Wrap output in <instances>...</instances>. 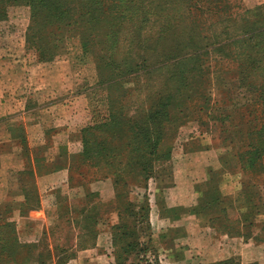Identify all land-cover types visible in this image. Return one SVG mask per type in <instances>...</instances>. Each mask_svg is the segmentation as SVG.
Listing matches in <instances>:
<instances>
[{
	"label": "rangeland",
	"instance_id": "rangeland-1",
	"mask_svg": "<svg viewBox=\"0 0 264 264\" xmlns=\"http://www.w3.org/2000/svg\"><path fill=\"white\" fill-rule=\"evenodd\" d=\"M127 1V5L140 1L149 3V0ZM171 2L177 3V0ZM188 2L200 4L202 0ZM102 3L108 1L102 0ZM209 3H215L210 5L211 8L223 5L216 4L218 0ZM234 4L246 9L251 0H235ZM39 15L27 0H0V100L7 105L25 100L36 105L69 100L83 92L95 111L84 128L102 124L111 111L107 105L108 91L98 83L95 57L99 55L98 45L93 47L94 52L85 50L82 25H75L74 20L65 21L59 25L62 26L57 48L44 49L45 59L40 61L38 45L41 40L44 44L46 41L40 30L51 26L53 21L50 19L44 25L42 19L47 17ZM33 26L39 30L38 35ZM129 29V26L124 28L128 37ZM35 69L42 75L39 81L29 80L27 76ZM210 77L214 84L212 73ZM134 86L133 82L116 86L112 90L114 98H120L124 90ZM239 93L243 97L242 92ZM226 94H215L214 110L212 108L211 114L203 117L210 120L209 123H188L181 128L170 160L155 163L152 175L147 179L132 173L129 176L128 168L122 164L108 166L98 157L92 158L91 164L70 157L73 168L70 187L61 194L63 203L60 207L47 209L45 219L39 216L33 220L31 210L39 211L40 203L38 198H32L24 207L28 213L20 217L18 211L16 219L10 220L15 224L21 242L33 245L32 252L18 257L14 264H223L230 260L240 264L237 256L218 261V255L211 254V246L224 243L232 246L239 243L238 240L264 244V155L255 159L237 152L232 161L240 172L226 173L224 170L230 165L222 147L226 140L221 139L240 126L224 120L226 111L222 105L228 103ZM130 95L129 102L125 98L119 100L123 105L119 108L124 113L128 105L144 103L145 93L138 95L130 91ZM129 109V116L135 118L141 111V107ZM258 114L263 122L260 125L264 127V109L258 107ZM209 132L213 134L207 135ZM219 134L221 137L217 138ZM193 136L195 139L185 144ZM20 139L25 138L21 136ZM183 145L185 151L188 148L197 154L184 155ZM209 166L211 169L207 168ZM218 169H222L221 174ZM218 179H221L219 184ZM233 197L238 198L239 210L230 207L217 210ZM251 208H255L258 215L253 219L250 214H255ZM214 210L216 216L207 218ZM252 226L253 229L249 228ZM250 233L253 239L245 240L243 234ZM260 237L262 241L257 240Z\"/></svg>",
	"mask_w": 264,
	"mask_h": 264
},
{
	"label": "trees",
	"instance_id": "trees-1",
	"mask_svg": "<svg viewBox=\"0 0 264 264\" xmlns=\"http://www.w3.org/2000/svg\"><path fill=\"white\" fill-rule=\"evenodd\" d=\"M106 1L103 4L102 0H27L39 16L47 17L42 19L44 25L50 19L53 21L40 30L46 40L45 44L40 41L44 45H38L40 61H44L47 47L57 48L59 30L65 21L74 20L75 25H82L85 50L94 52L93 47H99V55H95L98 83L108 91L111 115L100 125L82 129L78 159L91 164L92 158L98 157L108 166L122 164L128 168L129 176L132 173L147 179L155 163L170 160L175 130L182 125L179 114L183 104L195 102L206 106L200 113L212 110L207 107L212 99L211 86L222 87L225 81L218 75L223 73L236 75L239 91L246 100L242 107L224 109V120L231 118L234 122L232 116L239 113L248 116L242 120L252 118V126L255 124L254 129L248 123H237L240 126L233 129L234 134L252 130L247 139L239 141L246 146L238 152L255 159L264 155V127L258 114V107L264 109V11L237 8L235 0H218L216 4L223 5L214 8L210 7L215 4L209 3L211 0H202L200 4H191L190 0H149L148 4L140 1L130 5L127 0ZM125 26L130 27L129 37L124 34ZM33 29L38 35L37 27ZM124 82H133L135 86L114 98L112 90ZM130 91L145 93V100L138 103L135 99L138 104L128 105L124 113L119 100L125 98L129 102ZM220 91L227 93L228 103L237 99V92L233 97L228 89ZM134 106L141 107L136 118L129 116V108ZM199 118L197 115L196 120ZM31 194L32 197L28 193L26 204L29 199H37L32 191ZM25 205L19 209L20 217L28 213ZM255 210L251 208V212ZM11 219L0 220V264H14L18 257L28 256L33 250L31 243L21 242ZM251 236L243 234L245 240L253 239Z\"/></svg>",
	"mask_w": 264,
	"mask_h": 264
},
{
	"label": "crops",
	"instance_id": "crops-1",
	"mask_svg": "<svg viewBox=\"0 0 264 264\" xmlns=\"http://www.w3.org/2000/svg\"><path fill=\"white\" fill-rule=\"evenodd\" d=\"M246 9L249 11L256 9L264 11V0H251L250 6ZM40 75L39 69H35L29 71L27 76L29 80L39 81L41 79ZM218 76H223L225 83L222 87L211 90L210 96L212 99L207 107L209 109L214 108L215 94L217 95V92H221V89L230 90L233 97L236 96L237 92V99L222 105L224 109L233 110L235 107L245 105L246 100L239 95V90L241 89H239L236 75L223 73ZM213 93L215 94L213 95ZM2 105L4 108L1 107ZM205 107L195 102L183 104V112L181 115L179 114V122L182 125L175 130L173 146L180 135L181 128L186 124L210 122V120H204L203 117L211 114L209 112L211 110L207 113H200L201 109L203 110ZM93 108L94 106L88 103L86 94L83 92L77 93L69 100H59L54 103L41 102L39 104L36 103V105H30L27 100L19 104L8 103L7 105L0 100V220L16 219L19 209L27 203L28 193L32 197L31 191L36 195L40 203V210L31 212V219H38L39 216L40 219H45L44 216L47 209H58L60 207L63 203L60 196L63 191L66 192L70 187L69 177L73 170L70 167V157L79 156L81 153L82 129L91 122L92 117L95 115ZM194 113L196 117L197 115L200 116L198 120L193 117ZM244 116L246 117L247 115ZM244 116L235 114L232 116V120L238 122L229 123L237 124L243 122L244 125L248 123L252 126V118L242 120ZM219 122L222 123V121ZM251 131L249 129L245 133H232L222 137L221 140L227 141L222 147L226 151L225 157H229L230 165V167L224 169L226 173L232 171L240 172L234 167L233 156L238 150L241 151L246 146V143L240 144L239 141L247 139V135ZM212 134V132L207 133V135ZM21 136L25 139H20L19 141ZM219 137H221L220 134L217 135V138ZM193 139H195L194 136L190 137L189 140L185 141V144H189ZM182 148V153L186 156L197 154L196 151L188 150L187 147V151H185L184 145ZM204 168H206V165ZM207 168L211 169L210 166ZM218 173L221 174L222 169H218ZM219 180L221 179L216 180L217 184H219ZM220 187L222 186L220 185ZM191 188H193V185ZM241 191L242 189L239 192L241 193ZM239 195L237 196L238 198ZM238 198H228L224 205H220L217 210L220 212L229 207L239 210L240 203ZM212 212L213 214L207 216V218L216 216V211ZM254 214V216L250 214L251 219L258 216L256 215V210ZM260 217L263 218L262 216ZM256 220H253L254 224H256ZM238 242L232 246L226 243L211 246V254L218 255V261L237 256L241 260L240 264H264V244L254 245L241 240H238ZM225 254L228 256L223 258L222 256Z\"/></svg>",
	"mask_w": 264,
	"mask_h": 264
}]
</instances>
